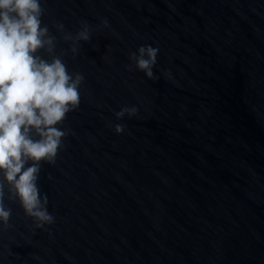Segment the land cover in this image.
I'll return each instance as SVG.
<instances>
[{"label":"water","instance_id":"obj_1","mask_svg":"<svg viewBox=\"0 0 264 264\" xmlns=\"http://www.w3.org/2000/svg\"><path fill=\"white\" fill-rule=\"evenodd\" d=\"M42 3L80 104L41 163L53 223L0 174V264H264V0ZM84 23L89 40L64 39ZM141 45L152 78L130 60Z\"/></svg>","mask_w":264,"mask_h":264},{"label":"clouds","instance_id":"obj_2","mask_svg":"<svg viewBox=\"0 0 264 264\" xmlns=\"http://www.w3.org/2000/svg\"><path fill=\"white\" fill-rule=\"evenodd\" d=\"M43 14L42 0H0V174L37 227L54 221L47 195L38 185L41 163L55 162L67 135L60 125L68 112L79 107L84 79L79 72H69L53 54L55 37L43 23ZM57 27L62 30L64 25ZM64 39L89 40V25L84 23L75 37L66 33ZM72 51H77L75 44ZM157 53L156 47L141 45L130 60L152 78ZM126 113L136 114V106L122 107L115 115L119 119ZM115 131L122 132L123 126L116 124ZM11 212L4 204L0 183V223L5 227Z\"/></svg>","mask_w":264,"mask_h":264}]
</instances>
